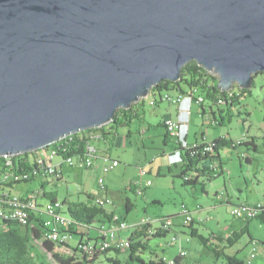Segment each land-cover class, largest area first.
Instances as JSON below:
<instances>
[{
  "label": "water",
  "instance_id": "1",
  "mask_svg": "<svg viewBox=\"0 0 264 264\" xmlns=\"http://www.w3.org/2000/svg\"><path fill=\"white\" fill-rule=\"evenodd\" d=\"M192 61L264 74V0H0V157L107 126Z\"/></svg>",
  "mask_w": 264,
  "mask_h": 264
},
{
  "label": "rangeland",
  "instance_id": "2",
  "mask_svg": "<svg viewBox=\"0 0 264 264\" xmlns=\"http://www.w3.org/2000/svg\"><path fill=\"white\" fill-rule=\"evenodd\" d=\"M234 90L239 94L241 93V89L237 85ZM154 98L155 97L151 94L136 104L135 109L139 111V118L132 119V122L135 121L133 127L140 128L143 125L144 129H148V133L144 136L146 147L143 146L142 136L138 133H134V135L129 137L128 132L132 122L129 126L119 127L117 137L120 135L124 138L123 146L117 145V143L116 145L113 143L111 144L102 138H100V140L94 139L91 143L97 149H107L109 152L108 154L112 157L119 156L122 160L120 167H116L110 170V172L105 173L104 169L109 164L104 156L100 157L102 154L98 155L100 157L99 160H94L95 167L92 170L89 168L81 169L80 167H75L74 169L71 165L65 163L67 166L65 169L67 173L65 175V180L62 182L50 181V183L45 186L46 191L58 194L60 201L67 197L76 200L79 195H81L80 192L84 189L92 195H99L101 192L100 180L103 178L105 187L108 186L110 189L108 197L109 203L106 204L105 208L113 211L117 210L118 214L126 217L125 219L128 222L129 228L122 231L123 238H128L130 236L143 217L145 220H153L156 215H160L159 217L162 220L170 219V221L172 220L171 222L174 223L171 227L172 230L169 231L165 237H151L149 248L141 253V256L146 262L163 259L164 257L168 260L174 259L175 256L178 257L181 245L179 241L175 243L173 238L175 231L179 232L182 230V247L188 253L187 259L189 260V264L194 262H198L199 264H228L227 259L220 258L213 251H210L198 237H190L191 242L188 243L185 234L191 231V227H180L179 224L181 219L182 223L186 220H190L188 217L191 215V219L194 218L197 221L194 227L198 228L197 232L199 236L209 240V246L211 244L216 245L219 242L218 239H213V234H220L221 236H227L233 232H238L239 234L247 225L246 221L238 219V217L232 213L234 205L239 206L243 203H250L251 205L264 203V172L261 170L258 171L257 162L253 163V166L249 165L243 157L247 155L252 156V158H259L257 160H264V74H260L255 78V84L244 93L240 99V104L235 103L233 107L230 105H223L221 107L206 100L205 105L208 108V114H206L204 118L198 114L194 121H191L189 118L187 135L190 126L191 128L190 140L188 142L191 141L194 143L197 139L202 140V135H204L209 141L223 136L228 140L239 143L246 140L245 136L250 135L258 144V152H255L252 146L248 147L238 144L236 148L230 146L222 147L220 149V159L225 168L224 177L219 176L214 179L215 185L212 186V188L209 187V183L207 182H204L205 185L198 184L196 187L198 191L196 193L191 190L192 186H185L182 179H176L179 184L177 183V187L174 188L170 185V180H163L161 176H158V171L162 166L167 163L172 164V157L170 155L164 157L163 155L166 132L164 127H160L159 125L164 113L162 109L167 107V103L155 105ZM197 111L200 112L201 108L196 107V113ZM214 114L217 120L223 122V125L212 124L214 121ZM220 114L224 116L225 120H222ZM51 154L50 157L56 156H52ZM59 157L60 156H57V159H60ZM100 163H103L102 169L98 170L97 166H99L98 164ZM142 167L147 170V174H141L140 171ZM69 168H71L70 170L74 169L72 173H68ZM151 170H153V173H149ZM8 172L9 171L6 173ZM3 177L5 176L1 174L0 168V179L3 180ZM55 178V176H52L47 178V180ZM135 180H142L144 182V191L142 195H137L130 191L128 192L135 207L127 214L124 203V190L125 188H130V186L132 187ZM147 181H151L153 185L146 188ZM257 181L261 182L260 185ZM14 186L16 187L5 188L6 191L11 192L13 197L21 195V190H25L28 186L35 192L41 188L39 181L22 182L16 185L14 184ZM204 186L206 188L208 187L207 191L209 192V197L202 192V187ZM101 189L103 190V188ZM237 189H241L242 193H238ZM216 191L223 195L225 199H227L228 194L233 200V202L230 203L232 205H227L226 202L221 203L216 200L214 197V192ZM239 197L240 201H237ZM153 199L161 200L162 205L149 202L153 201ZM185 205L188 211H184L183 206ZM146 206L150 207L149 214H146L144 211ZM201 207L204 209L195 213V209ZM66 211L68 210L66 209ZM154 211H156V214ZM182 211L184 214L183 216ZM179 214L181 218L178 216ZM249 232L256 241H251ZM249 232L246 231L245 234L241 235L234 244V247L227 249V254H231L240 249L241 252L236 254L238 255L237 257L243 258L246 255L254 253L257 257L254 259L250 255V259L253 260L249 263L264 264V248H261L262 243H264V223L262 224L258 220H252L251 224H249ZM92 233L93 235L95 234L94 231H92ZM80 239L81 237L79 235L69 236V247L75 249ZM39 246L43 248L41 244ZM226 246L229 247L230 244L227 243ZM254 248H256V251H254ZM260 248L262 251L259 250ZM73 253L72 250H69L66 254L67 256H74ZM76 255L78 260L83 256L79 252H77ZM109 256L116 257V259L119 258L122 264H131L126 262V253L117 255L115 252H110ZM46 259L51 264H60L51 253H46ZM105 259V257H101L94 264H109Z\"/></svg>",
  "mask_w": 264,
  "mask_h": 264
},
{
  "label": "trees",
  "instance_id": "3",
  "mask_svg": "<svg viewBox=\"0 0 264 264\" xmlns=\"http://www.w3.org/2000/svg\"><path fill=\"white\" fill-rule=\"evenodd\" d=\"M217 81V77L204 70V68L199 66L196 61H192L182 70L181 81L176 83L163 81L152 89L151 94L155 97L154 104L163 101L162 98L164 92L166 93L172 90H179L181 93H187L189 95L195 94L203 97L205 101L209 100L214 103L219 96L226 97L227 95V92L224 93L217 89ZM240 92V96H236L232 101V104H229L230 106H234L235 103L240 104V99L247 90H240ZM135 106L136 104H133L132 108L129 110L119 109L116 112L112 123L107 126H102L93 130L90 129L78 135L75 134L53 144L57 150L56 156H60L63 160L72 157L79 158V156L81 157L86 154L88 146L92 145V140H98V137L105 139V141L110 142L111 144L114 143L118 135V128L129 126L133 118H139V111L135 109ZM166 144L167 140L165 142V145ZM205 144L209 145V149L213 154L202 151V147ZM233 144H235V141L223 137L217 138L211 143H200V147H192L187 151L179 144H173L174 150L182 153L181 165L178 166V164H175V167L178 170L177 177L184 181L185 186L195 187L198 184L205 185L204 182L211 183L214 179L224 173L222 163L220 162V149L226 146L232 147ZM242 145L256 148V146L252 145V142H244L241 146ZM34 155L35 153H26L19 156H13L11 157L12 164L9 166L7 165L6 160L0 157L1 174L5 176V172L9 171L6 173V177H14V175H12L14 172L20 173L23 170L32 168V166H34V163L32 162L34 159L31 160L30 156L35 157ZM248 159H245V161L249 162ZM215 162H218L220 165L218 173L213 169V164ZM172 172V169L169 168L168 173ZM186 176H191V179L185 180ZM2 184L12 187L14 184L16 185L18 183L3 182ZM52 195L55 196L54 194ZM87 196L89 198L87 202L69 204L68 213L66 215L70 223L68 224V227L61 229L63 235H79L81 237L77 247L83 241L97 242V237L90 239V236L86 231L96 232L100 221L108 220L110 222L113 219L112 214L106 209H103V207L92 204V201H94L93 198L89 195ZM130 209V204H127V211H131ZM0 220L2 222L0 223V264H51L46 259V253H51L60 264H94L101 257H105V260L109 264H122L119 258L116 259V257L109 256V253L112 252L110 250H114L113 252L117 255L126 253V262L131 264H167L161 259L146 262L141 256L142 251L149 248L151 237H149L148 233L151 232V224L144 223L139 225L138 228L133 231L129 238V243H126L124 248L110 249L103 253L100 251L92 260H87L86 256L78 260L76 255L78 252L77 248L73 249L75 253L74 256H67V250L65 249L69 247L68 245L54 241H45L46 226H44L42 220L34 215H27V222L25 224L19 220ZM254 220H258L262 224L264 223V208L261 210L260 215ZM246 221L251 222L252 220L248 219ZM170 225V222L167 223L166 228ZM169 231L171 230L161 227L156 230L155 233L152 231V234H154L152 237H165ZM199 239L205 244V247L210 251H213L218 257L227 259L228 264H246L247 261L245 259L227 255L218 245L211 244L209 246V240L206 238L199 236ZM40 244L43 248H40ZM120 247H122V244ZM96 248L98 249V247ZM101 250L105 251L107 249H103L101 245ZM124 250L126 251L121 252ZM93 254L94 252H92V255ZM174 264H180V261L177 260Z\"/></svg>",
  "mask_w": 264,
  "mask_h": 264
},
{
  "label": "built area",
  "instance_id": "4",
  "mask_svg": "<svg viewBox=\"0 0 264 264\" xmlns=\"http://www.w3.org/2000/svg\"><path fill=\"white\" fill-rule=\"evenodd\" d=\"M214 75V74H212ZM217 77L216 75H214ZM218 78V77H217ZM236 96H240L239 93H237L234 88L227 92L226 97L219 96L218 99L214 102V104L218 106H226L229 104H232V101ZM188 100H193L196 104L203 105L205 100L203 97H200L198 95H189L187 93H181L179 90H172L169 92L164 93L162 100L165 101V103L168 104H175V105H182L184 102ZM165 126L167 129V132L176 139V143H178L184 150H190L192 147H200L199 144L195 145H189L184 140V124L179 122V120H173L169 119L165 121ZM88 149L92 150V155L90 156H79V158H68L66 160H63L64 163H68L71 166H76L77 164L81 163L85 167L89 169H94L95 163L94 160L97 159L98 151L93 146H88ZM51 150H56V147L49 146L42 148L38 150L35 153V157L33 160L32 168H29L27 170H23L20 173L14 172V177H3L4 182L10 183V182H25V181H33V180H45V178L48 176V174H56V178L61 179L62 173L60 171V167L55 165L52 161L55 157H50ZM202 151L212 153L209 149V145L205 144L202 147ZM244 158H248L247 155L243 156ZM7 165H11V156H5L3 157ZM105 160L108 162L107 171L115 169L118 165H120L119 160H113L109 158L108 156L105 157ZM213 169L219 172L220 165L218 162H215L213 164ZM147 170L142 167L141 168V174L145 175L147 174ZM216 173V174H217ZM191 176H186L185 180H189ZM153 183L151 181H147L146 186L150 187ZM143 186L144 182L142 180H135L132 184V187L137 195L143 194ZM100 187L103 188V191H106L105 187V181L102 178L100 180ZM36 195H32L31 197H27L25 199H18L15 197H11L9 194H3L0 197V217H9V215L17 210H26L25 215L32 216L34 215L39 216L43 220V224L45 227V241H54L58 243H67L68 241V235L62 234L61 229L68 227V224L70 221L68 220V217L65 214L64 206L59 200H54L49 202L46 206H40L36 200ZM108 198L99 197L95 199L96 202L101 203V207L105 208L106 204L109 203ZM264 208V203H259L255 205H251L248 203H243L239 206H234L232 209V213L238 217V219H250L253 220L257 218L261 210ZM44 216V217H43ZM113 220L117 223L116 227H108L106 223L101 221L97 226L98 231V237L97 242H87L83 241L78 245V250L80 253L84 256L92 255V252H95V248L99 247L107 243H111V241H117L122 243H129V240L126 238H119L117 236V232L121 230H125L128 228V224L125 221H122L119 219V217L116 215L114 216ZM193 221L186 220L184 223H182L185 226H188ZM174 224V223H173ZM171 224V225H173ZM87 234L89 233L86 231ZM149 235H153L152 232L148 233ZM174 241L178 242L181 240L176 239V237L173 238ZM264 248V245L263 247ZM254 251H256V248H254ZM180 253H184V257H186L187 253L185 251L180 250ZM252 258L256 257V254L251 253L250 254ZM167 259H164L166 261ZM174 260L168 261L169 264H174ZM197 264V263H193Z\"/></svg>",
  "mask_w": 264,
  "mask_h": 264
},
{
  "label": "crops",
  "instance_id": "5",
  "mask_svg": "<svg viewBox=\"0 0 264 264\" xmlns=\"http://www.w3.org/2000/svg\"><path fill=\"white\" fill-rule=\"evenodd\" d=\"M162 103H165V102H163V101H161V102H159L158 104H155V105H160V104H162ZM166 104V103H165ZM196 107L198 108V107H200L201 108V111L199 112V111H197V113H196ZM233 107V106H232ZM163 111H164V113H163V117H162V119H161V122H160V127L162 126V127H164V130H165V132H166V134H165V138H164V150H163V155H164V157H167L168 155H170L172 158H171V163L172 164H170V163H167L166 165H164V166H162L161 168H160V170L158 171V176H161V178H163V180H170V185H172L174 188H176L177 187V174H178V170H177V168L175 167V164H178V166L179 165H181V156H182V153H180V152H178V151H175L174 150V148H173V144H175V142H176V139L175 138H173L168 132H167V130H166V128H165V121L166 120H169V119H173V120H179V122H181V123H183L184 124V130H183V132H184V140H185V142L187 143V144H189V145H195V144H197V143H202V142H208V143H211V142H213V141H215V140H212V141H209L208 140V138L206 137V136H204V135H202V140H196L194 143L193 142H188L190 139H189V136H190V128H191V126H190V128H189V133H188V135H187V126H188V122H189V118L191 119V121H194L195 120V117H197L198 116V114H200V116L201 117H205V115L206 114H208V108L206 107V105H205V102H204V104L203 105H197L193 100H188L187 99V101L186 102H184L181 106L180 105H175V104H168L167 103V107L166 108H163L162 109ZM199 112V113H198ZM222 112V111H221ZM220 116H221V118H222V120L224 119V116L222 115V114H220ZM225 120V119H224ZM135 122V121H134ZM134 122H132L131 123V127L129 128V132H128V135H129V137H131L132 135H134V133H138L139 135H141L142 136V139H143V141H142V143H143V146L144 147H146V140H145V138H144V136L148 133V129H144V127H143V125L140 127V128H135V127H133L134 126ZM221 122V123H220ZM141 123H143V122H141ZM192 123V122H191ZM212 124H214V125H223V122L222 121H220V120H217V117H216V115L214 114V121H213V123ZM186 129V130H185ZM98 137V136H97ZM166 137H167V139H166ZM220 137H223V136H220ZM220 137H218V138H220ZM224 138V137H223ZM245 138H246V140H245V142H252V145H254V146H256V148H252L255 152H258V144H257V142L255 141V139L253 138V137H251L250 135L249 136H245ZM225 139H227V138H225ZM98 140H100V138L98 137ZM166 140H167V144L165 145V142H166ZM123 141H124V138H122L120 135L116 138V140L114 141V145H116V143H117V145H120V146H123ZM145 141V142H144ZM92 144V143H91ZM92 146H93V144H92ZM95 147V146H94ZM100 148V147H99ZM98 150V155L99 154H102L100 157H102V156H104V158L105 157H107V156H109L111 159H113V160H119V162H121L120 163V165L122 164V160H121V158L119 157V156H116V157H112L111 155H109L108 153V150L107 149H105V148H103V149H97ZM97 155V156H98ZM99 156L97 157V159L99 160V158H100ZM221 157V156H220ZM30 158H31V160H33L34 159V157H31L30 156ZM60 158V157H59ZM60 159H62V158H60ZM60 159H57V156H56V158H54L53 159V163L55 164V165H57V166H59L60 167V171H61V173H62V178L61 179H59V178H55V179H51V180H38L39 182H40V185H41V188H40V190H38V191H32V189L30 188V186H28L25 190L23 189V190H21V192H22V194L21 195H18V196H16L15 198H22V199H24V198H27V197H31L32 195H36V196H38V198H37V202H38V204H40V205H46L48 202H50V201H52V200H55V199H58L59 200V196H58V194H56L55 192H47L46 191V188H45V186L48 184V183H50V181H60V182H62V181H64L65 180V175L67 174L66 173V171H65V169H66V165H65V163H64V161H63V159L62 160H60ZM257 159H259V158H257V157H255V158H252V156H249V159H248V161L249 162H246V163H248L249 165H254L253 163H255V162H257L258 164H257V167H258V171L259 170H261V171H263L264 172V160L263 159H260V160H257ZM33 162V161H32ZM220 162L222 163V167H223V171H224V173L221 175L222 177H224V174H225V168H224V165H223V162L221 161V159H220ZM102 164L103 163H100V164H98L99 166H97V169L98 170H101L102 169ZM120 165H118L117 167H120ZM172 166H174V167H172ZM75 167H80L81 169L83 168V169H86L87 167H85L83 164H81V163H79V164H77L76 166L74 165V166H72V168H74L75 169ZM242 167H243V165H242ZM169 168H171L172 169V173H168V170H169ZM71 168H69L68 169V173H72V171L74 170H70ZM77 170H80V169H77ZM108 169H107V167H105V169H104V172L106 173V172H110V171H107ZM126 171V170H125ZM149 173H153V170H151V171H149ZM178 179H180V178H178ZM258 182V181H257ZM3 183V180H1L0 179V192H2V193H0V197L3 195V194H9L11 197H13V195L11 194V192L10 191H6L5 190V188H15L16 186H12V187H9V186H6V185H4V184H2ZM260 183L261 182H258V184L260 185ZM179 184V183H178ZM183 184H184V182H183ZM215 184H214V181H212L211 183H209V187L210 188H212V186H214ZM146 188L148 187V186H145ZM169 187V186H168ZM196 187L197 186H195V187H191V190L193 191V192H197L198 191V189H196ZM208 188V187H207ZM207 188L204 186V187H202V192L203 193H205L206 195H207V197H209V192L207 191ZM129 189V190H128ZM125 188V190H124V193H125V197H124V203H125V206H126V212H127V214L130 212V211H127V204H130V206H131V211L134 209V207H135V205L133 204V202H132V198L129 196V194H128V192L130 191V192H133L134 194H136L135 193V191H134V189H133V187H131L130 186V188ZM146 190V189H145ZM100 194L99 195H96V194H94V195H92L91 193H89L87 190H82L81 192H80V194L81 195H79V197L76 199V200H74V199H72V198H69V197H67V198H65L64 200H62V201H60V202H63L64 203V205H65V209H64V211L66 212V209L68 210V208H69V204H71V203H82V202H87L88 201V196L87 195H89V196H91L92 198H93V200L94 199H96V198H98V197H101V196H103V197H109V191H110V189H109V187L108 186H106V191L103 193V190L100 188ZM225 191H226V188H225ZM237 191H238V193H242V191H241V189H237ZM101 193H103V194H101ZM194 193V194H195ZM52 194H54L55 196H53ZM218 194H220L219 192H214V197H215V199L216 200H218V201H220L221 203H223V202H226V204L227 205H232V204H230V203H232L233 202V200L228 196V194H227V199H225L224 198V196L222 195V199L221 198H219L218 197ZM240 196V195H239ZM194 197H196V196H194ZM44 200V201H43ZM237 201H240V197L237 199ZM148 202V201H147ZM149 202H151V203H153V204H159V205H162V202H161V200H159V199H153V201H149ZM94 202L92 201V204H93ZM98 203V202H97ZM184 207H186V206H184ZM183 207V208H184ZM204 208L203 207H201V208H196L195 209V213L196 212H200V211H202ZM110 214H113V213H116V214H118V211L117 210H108V209H106ZM196 210H198V211H196ZM144 211H145V213L146 214H149L150 213V207L149 206H146L145 208H144ZM191 212V211H190ZM154 213L156 214V211H154ZM193 213V212H192ZM118 216L119 217H122V218H126V217H124V216H122L121 214H118ZM160 216V215H159ZM158 215H156L154 218H153V220H151V219H147V220H145V218L143 217V219L139 222V224H137L136 225V227H135V230L138 228V226L139 225H141V224H144V223H146V222H148L149 220H151L152 221V227L154 228V229H160V227H161V223H160V217H159ZM126 220V219H125ZM244 221H246V220H244ZM195 222H197L195 219H194V224L192 225V226H190L191 227V231H189V233H186L185 234V236H186V241L188 242V243H190L191 242V238H189V237H193V238H199V234H198V228H195L194 226H195ZM252 222V221H251ZM251 222L250 221H246V223H247V225H246V227H245V229L242 231V232H240L239 234H238V232H233L232 234H230V235H227V236H221L220 234L219 235H217V234H213V239L215 240V239H218V242L219 243H217L216 245H218V246H220L219 248L220 249H223L224 250V252L227 254V249L228 248H231V247H234V244L236 243V241H237V239H239L240 237H241V235H243V234H245V232L247 231V232H249V224H251ZM187 229V228H186ZM134 231V230H133ZM133 233V232H132ZM132 233L130 234V235H132ZM175 234H183V231L182 230H180L179 232H174ZM240 235V236H239ZM97 236V233L95 232V234L93 235V233L91 232L90 233V238H95ZM118 236H120V237H122L123 235H122V232H120V233H118ZM235 236H237V237H235ZM249 236H250V238H251V241L252 242H254V241H256L251 235H250V232H249ZM181 238H182V240H183V237L181 236ZM230 239H231V241H230ZM227 243L228 244H230V246L228 247V246H226L227 245ZM101 246H99L98 247V249L100 248ZM239 252H241L240 251V249H238L237 251H234V252H232L231 254H227V255H232V256H235V257H237L238 255H236V254H238ZM177 257L175 256V259H176ZM223 258V257H222ZM240 258V257H239ZM242 259H245V260H247L248 259V255H246V256H244ZM189 260L188 259H186V260H183V261H181V264H187V262H188Z\"/></svg>",
  "mask_w": 264,
  "mask_h": 264
},
{
  "label": "clouds",
  "instance_id": "6",
  "mask_svg": "<svg viewBox=\"0 0 264 264\" xmlns=\"http://www.w3.org/2000/svg\"><path fill=\"white\" fill-rule=\"evenodd\" d=\"M234 88H235V86H234ZM164 124H165V123H164ZM166 130H167V129H166ZM244 142H245V141H243L242 143H244ZM202 143H204V142H202ZM236 143H237V142H235V144H233L232 147L236 148V146H237ZM242 143H241V144H242ZM175 144H178V143L175 142ZM197 144H200V143H197ZM241 144H239V145H241ZM51 146H52V145H51ZM91 146H92V145H91ZM93 147H94V146H93ZM95 148H96V147H95ZM96 149H97V148H96ZM97 151H98V150H97ZM35 153H36V152H35ZM11 157H13V156H11ZM108 157H109V156H108ZM109 158H110V157H109ZM248 158H249V156H248ZM248 158H245V159H248ZM33 181H38V180H33ZM33 181H30V182H33ZM3 182H4V180H3ZM25 182H29V181H25ZM19 183H22V182H19ZM36 197L38 198V196H36ZM101 197H103V196H101ZM218 197L222 199V195H221V194H218ZM37 198H36V200H37ZM98 198H99V197H98ZM103 198H107V197H103ZM18 199H22V198H18ZM24 199H25V198H24ZM96 199H97V198H96ZM55 200H58V199H55ZM52 201H54V200H52ZM50 202H51V201H50ZM59 202H60V201H59ZM93 202H94L93 204H95V199H94ZM48 203H49V202H48ZM48 203H47V204H48ZM61 203L63 204L64 209H65V205H64V203H63V202H61ZM47 204H46V205H47ZM248 204H250V203H248ZM39 205H40V204H39ZM46 205H45V206H46ZM40 206L43 207L44 205H40ZM185 206H186V205H185ZM234 206H236V205H234ZM103 209H106V208H103ZM66 212L68 213V211H66ZM66 212H65V214H67ZM191 213H192V211H191ZM116 215L118 216V214L113 213V214H112L113 218H114V216H116ZM66 216H67V215H66ZM180 216H181V215L179 214V217H180ZM192 216H193V215H192ZM36 217L39 218L40 220H42L41 217H39V216H36ZM43 217H44V216H43ZM118 217H119V216H118ZM180 218H181V217H180ZM192 218H193V217H192ZM119 219L122 220V221L127 222V221H126L124 218H122V217H119ZM168 220H170V219H164V220L160 219V220H159L160 223H161V227H162V228H163V226H164V223H165L166 221H168ZM241 220H248V219H241ZM253 220H254V219H253ZM102 221H103V220H102ZM171 221H172V220H171ZM0 222H1V221H0ZM42 222H43V220H42ZM100 222H101V221H100ZM100 222H99V223H100ZM103 222L106 223V225H107L108 227H116V226H117V223H116L113 219H112V221H110V222H109L108 220H104ZM1 223H2V222H1ZM146 223H147V224H151V228H150V230H153L154 233L156 232V230H158V229H154V228L152 227V221H151V220H149V221L146 222ZM127 224H128V222H127ZM193 224H194V218H193V222L190 223L188 226L183 225V224H182V219H181L179 226H180V227H190V226H192ZM161 227H160V228H161ZM128 228H129V225H128ZM128 228H127V229H128ZM125 230H126V229H125ZM170 230H172V229L170 228ZM122 231H123V230L118 231V232H117V236H118V233H120V232H122ZM148 231H149V230H148ZM90 233H91V232L88 233L89 236H90ZM96 233H97V236H96V237H98V231H96ZM148 235H149V234H148ZM153 235H154V234H153ZM153 235H149V237H152ZM130 236H131V235H130ZM130 236H129L128 238H126V239L129 240ZM175 236L180 237V240H181V242L179 241V243H180V245H181L180 247L182 248L183 251H185V252L187 253V251L184 250L183 247H182L183 244H182L181 234H175L174 237H175ZM68 237H69V235H68ZM118 237H119V238H123V237H120V236H118ZM189 238H190V237H189ZM90 239H93V238H90ZM43 241H44V240H43ZM89 242H92V241H89ZM174 242L177 243L176 241H174ZM68 243H69V242L67 241V243H62V244H66V245L69 246ZM263 245H264V243H262L261 248L263 247ZM76 248H77V250H78V247H77V246H76ZM261 248H260L259 250H261ZM65 250H67V251L72 250V252H74L73 249L70 248V247H67ZM108 251H109V250H108ZM110 251L113 252L114 250H110ZM125 251H126V250L121 251V252H125ZM261 251H262V250H261ZM78 252L80 253L79 250H78ZM106 252H107V251H106ZM74 254H75V253H73V255H74ZM262 254H263V253H262ZM95 256H96V255H95ZM263 256H264V254H263ZM83 257H85V256H82V258H83ZM187 257H188V253H187L186 257H184V258L181 257L180 254H179V256H178L176 259H175V258H174V259H169V260L167 259L166 261H164V259H166V258L164 257V258L161 259V260H162L163 262L167 263V264H169L168 261H170V260H174V261L179 260V261H180V264H181V261L186 260ZM256 257H257V255H256ZM256 257H255V258H256ZM94 258H95V257H94ZM255 258H254V259H255ZM92 259H93V258H92ZM92 259H87V260H92ZM252 260H253V259H250V255H248V259L246 260V261H247L246 264H250L249 262H251ZM174 263H175V262H174ZM194 263L199 264L198 262H194ZM187 264H189V263L187 262ZM192 264H193V263H192Z\"/></svg>",
  "mask_w": 264,
  "mask_h": 264
},
{
  "label": "bare ground",
  "instance_id": "7",
  "mask_svg": "<svg viewBox=\"0 0 264 264\" xmlns=\"http://www.w3.org/2000/svg\"><path fill=\"white\" fill-rule=\"evenodd\" d=\"M242 142H237V144L239 145V144H241ZM236 144V145H237ZM51 155L52 156H55L56 154H57V150H51ZM91 155H92V150H90V149H87V151H86V154L84 155V156H90L91 157ZM56 157V156H55ZM52 176H55L56 177V174H48V176L45 178V180L47 179V178H49V177H52ZM95 204L96 205H99V206H101V203L99 204V203H97L96 201H95ZM184 207V206H183ZM185 210H187L188 211V209L186 208V207H184V211ZM186 211V212H187ZM25 212H26V210H17V211H15L14 210V212H12L10 215H9V217H0V219H6V220H14V221H16V220H19V221H21L22 223H26L27 222V215H25ZM184 214H183V211H182V216H183ZM190 218V220L191 221H193V219H191V215L188 217V219ZM172 223L170 220L169 221H166L165 223H164V228L165 229H170L173 225H170L168 228H166V225H167V223ZM173 224V223H172ZM153 230H151V232H152ZM176 237V239H180V237H178V236H175ZM121 244H122V247H120L121 246ZM125 244L126 243H122V242H117V241H111V243H107V244H104V245H102V248L103 249H107V250H105V251H102L101 250V247L99 248V249H97L96 248V250H95V252H94V254L93 255H87L86 257H87V259H92V258H94L95 257V255L98 253V252H106V251H108V250H110V249H115V248H117V249H121V248H124L125 247ZM120 247V248H119ZM109 248V249H108ZM84 256V255H83ZM180 256L181 257H183L184 258V254L183 253H180Z\"/></svg>",
  "mask_w": 264,
  "mask_h": 264
}]
</instances>
